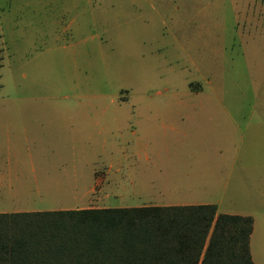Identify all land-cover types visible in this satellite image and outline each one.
I'll return each instance as SVG.
<instances>
[{
  "label": "rangeland",
  "instance_id": "rangeland-1",
  "mask_svg": "<svg viewBox=\"0 0 264 264\" xmlns=\"http://www.w3.org/2000/svg\"><path fill=\"white\" fill-rule=\"evenodd\" d=\"M218 118L224 129L201 131L191 152L223 164L220 185L237 197L190 202L252 213L251 184L264 186V0H0V213L179 201L102 197L80 175L132 164L142 137L153 148L171 124L196 136L189 124ZM32 164L82 184L61 187L64 199L32 185Z\"/></svg>",
  "mask_w": 264,
  "mask_h": 264
},
{
  "label": "trees",
  "instance_id": "trees-1",
  "mask_svg": "<svg viewBox=\"0 0 264 264\" xmlns=\"http://www.w3.org/2000/svg\"><path fill=\"white\" fill-rule=\"evenodd\" d=\"M251 231L215 205L0 213V264H254Z\"/></svg>",
  "mask_w": 264,
  "mask_h": 264
},
{
  "label": "crops",
  "instance_id": "crops-1",
  "mask_svg": "<svg viewBox=\"0 0 264 264\" xmlns=\"http://www.w3.org/2000/svg\"><path fill=\"white\" fill-rule=\"evenodd\" d=\"M208 121L211 122L212 120L208 119ZM218 121L219 123L216 126L189 124L187 129L194 130V133H198L199 136H191L190 132L181 131L178 126L174 127L171 124L169 128L172 135L166 139L160 138L152 141L153 148L150 147L149 139L145 140L142 137L143 143L140 144V148L133 154L134 162L132 164L123 168L109 162L107 167H102V169L95 168L90 174L82 173L80 176L90 175L92 177L91 184L89 185L92 187L91 190L94 187L99 188L98 192L102 197H124L130 194L135 197H139L140 195L144 197H159L165 201L170 198L179 201L163 202L148 206L215 205L217 214L251 217L252 231L249 237L250 258L254 264H264V186L260 187L255 181L251 184L249 196L245 198V202L249 203L248 207L253 211L252 213H220V201L215 203L190 202L195 201V197H237L234 193L236 190L228 193L226 184L220 185L219 176L223 164L218 162L205 163L202 155L195 158L191 152L194 150L193 147L206 144L203 142L204 139L200 137L201 131L203 133L218 132V130L224 129L225 124H220V122H224V119L219 120L218 118ZM190 122L194 123L193 120H190ZM42 124L44 125L45 123ZM185 146H187V151L180 148ZM186 152L187 156L183 155ZM257 166H259L258 169L264 170V163ZM1 170L2 168L0 167V187L4 178ZM57 170L59 171L60 168L47 165H39L38 167L33 164L30 165L32 185L60 187L59 189L51 190V192L67 199L69 195L61 187L79 186L82 183H78L74 177L69 178L61 172H53ZM232 170H235L234 166ZM260 183L264 185V179L260 180ZM127 186L130 188V193H126ZM8 191L11 196L15 194L12 192L13 187L11 183H8ZM35 192L40 194L39 190ZM62 210L76 209L64 208Z\"/></svg>",
  "mask_w": 264,
  "mask_h": 264
}]
</instances>
